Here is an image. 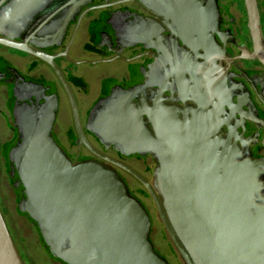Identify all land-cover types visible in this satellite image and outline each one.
I'll return each mask as SVG.
<instances>
[{
  "label": "water",
  "instance_id": "water-1",
  "mask_svg": "<svg viewBox=\"0 0 264 264\" xmlns=\"http://www.w3.org/2000/svg\"><path fill=\"white\" fill-rule=\"evenodd\" d=\"M90 2L0 0V45L49 61L27 43L55 47ZM245 4L251 32L259 36L254 0ZM215 10L211 4L204 7ZM13 74L12 93L24 103L15 114L9 176L18 194L17 213L33 227L49 258L58 264H169L150 240L147 210L118 174L93 161L73 164L56 144L53 89ZM136 92L112 87L94 106L88 130L124 156L150 154L156 162L153 184L98 155L145 187L184 264H264V163L217 136L215 114L199 101L197 109L157 102L139 109ZM0 264H25L1 211Z\"/></svg>",
  "mask_w": 264,
  "mask_h": 264
},
{
  "label": "flooded vegetation",
  "instance_id": "flooded-vegetation-1",
  "mask_svg": "<svg viewBox=\"0 0 264 264\" xmlns=\"http://www.w3.org/2000/svg\"><path fill=\"white\" fill-rule=\"evenodd\" d=\"M254 3L259 36L251 32L245 0H91L68 23L55 47L27 43L49 61L0 45V211L25 264L41 263L22 248L27 244L18 223L23 217L7 216L3 205L4 200L16 204L17 211L8 156L17 141L16 110L24 102L12 93L13 72L53 89L57 110L51 134L58 147L73 164L93 161L114 170L147 210L155 251L169 264L170 255L184 264L148 191L107 160L153 184L155 159L150 154L124 156L114 145L105 148L90 134L88 122L94 106L106 100L112 87L137 89L134 103L139 109H151L156 102L197 109L199 101L215 114L217 136L264 163V0ZM206 4L215 13L205 12ZM155 221L161 224L158 231Z\"/></svg>",
  "mask_w": 264,
  "mask_h": 264
},
{
  "label": "rangeland",
  "instance_id": "rangeland-1",
  "mask_svg": "<svg viewBox=\"0 0 264 264\" xmlns=\"http://www.w3.org/2000/svg\"><path fill=\"white\" fill-rule=\"evenodd\" d=\"M5 193L6 195L10 194L8 191H6ZM3 205H4V212L5 214H7V216H10V215L12 217L17 216L16 214L18 213L16 211V204L12 203L11 205L10 203L9 205L4 200ZM18 223L21 226L22 236L25 238L26 243H27V244L22 243V248L24 250V253L27 255L35 256L41 264H52L54 261L49 258L47 252L42 247V245L39 243L38 236L35 233L34 229L23 218H21L20 221H18ZM160 226H161L160 222L155 221L154 223L155 231L160 230L161 228ZM164 252L166 251L164 250ZM168 258L173 264H178L179 262H181L178 256H177L178 258L177 260L175 257H172L171 255L168 256Z\"/></svg>",
  "mask_w": 264,
  "mask_h": 264
}]
</instances>
